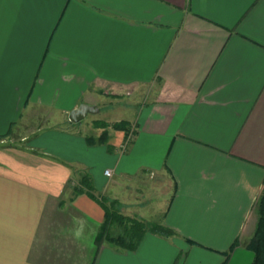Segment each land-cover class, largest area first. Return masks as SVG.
Returning <instances> with one entry per match:
<instances>
[{"label": "crops", "instance_id": "1", "mask_svg": "<svg viewBox=\"0 0 264 264\" xmlns=\"http://www.w3.org/2000/svg\"><path fill=\"white\" fill-rule=\"evenodd\" d=\"M82 103L99 109L94 121H130L129 134L5 144ZM0 137V264H224L236 240L227 264H252L264 0H0ZM84 173L96 198L74 192ZM102 196L173 233L98 244Z\"/></svg>", "mask_w": 264, "mask_h": 264}, {"label": "trees", "instance_id": "2", "mask_svg": "<svg viewBox=\"0 0 264 264\" xmlns=\"http://www.w3.org/2000/svg\"><path fill=\"white\" fill-rule=\"evenodd\" d=\"M109 126H111V128H113L114 130H124L128 135L130 131L131 123L128 120H121L118 122H114L112 124L105 121H97L96 127L104 128V131L98 138L88 137L87 141L91 144L105 143L107 141V137L109 134L108 132ZM2 137H4V135ZM93 190L94 187L90 174L89 173L82 174L79 181V185L74 187L75 194L81 192H88L94 198H96V196H94L91 193V191ZM100 202L105 209L106 220L101 227L99 238L97 239L98 244H100L102 240L107 239V241L117 246L126 249H135L139 244L140 240L145 236V234L148 231L159 233L165 236H169L170 234L173 233V230L165 225L152 223L137 218L131 219L123 216L122 214L119 213L118 202L116 200H112L106 196H102L100 198ZM257 212L259 216L257 227L254 236L247 244V248H249L255 253V257L252 264H264V190L257 204ZM115 223L124 227L125 230L124 235L112 236L109 234V229L111 225ZM238 244H239L238 240H236L232 244L230 251L226 254L227 260L224 264H227L232 251L236 248Z\"/></svg>", "mask_w": 264, "mask_h": 264}, {"label": "rangeland", "instance_id": "3", "mask_svg": "<svg viewBox=\"0 0 264 264\" xmlns=\"http://www.w3.org/2000/svg\"><path fill=\"white\" fill-rule=\"evenodd\" d=\"M96 118H101V115L99 113H89L86 118H84L83 120L80 121V124H78L79 122H77V124H74L70 120L66 119L63 123L56 125V127L54 125L55 120H57L56 117L55 118L49 117L48 119L47 118L44 119V117L42 119L38 118L34 122L28 124V126L21 127L19 130L18 129L13 130V132L10 133L6 137L5 144L18 143V141H20L21 138L27 134L29 137V140H27V141H30L32 138L39 135L40 138L44 137L43 138L44 140H48L49 142H52L51 137L47 138V136H49L50 134L57 136V135L53 134L52 132L57 133V131H62V130H70V131L73 130L77 134H84V135L88 134L89 137L90 136L93 137L92 133H94L95 135L97 134V132H95V128L97 129V131L99 130V128L95 127L97 121H94V120ZM85 123H89V124H85ZM89 126H90V128H89ZM38 128H39V131H38ZM56 129H58V130H56ZM34 131H38L39 133L34 132ZM87 132H90V133H87ZM58 133H60V132H58ZM64 137L65 136L62 135L61 140ZM1 141H3V140L0 138V143H1ZM52 146L55 147V148H53L54 150H57L59 152L65 150V149L67 150V148H66L67 145H45V148L48 150H53ZM124 232H125L124 227L117 224V223L111 225V227L109 229V234L112 236L124 235Z\"/></svg>", "mask_w": 264, "mask_h": 264}, {"label": "water", "instance_id": "4", "mask_svg": "<svg viewBox=\"0 0 264 264\" xmlns=\"http://www.w3.org/2000/svg\"><path fill=\"white\" fill-rule=\"evenodd\" d=\"M99 109L93 105L82 103L69 114V119L73 123L80 122L87 117L89 113H97Z\"/></svg>", "mask_w": 264, "mask_h": 264}, {"label": "built area", "instance_id": "5", "mask_svg": "<svg viewBox=\"0 0 264 264\" xmlns=\"http://www.w3.org/2000/svg\"><path fill=\"white\" fill-rule=\"evenodd\" d=\"M106 173H107V174H110V171H109V170H107V171H106Z\"/></svg>", "mask_w": 264, "mask_h": 264}]
</instances>
